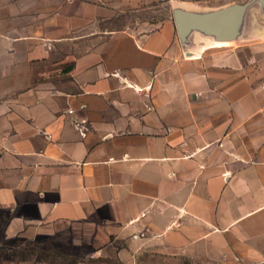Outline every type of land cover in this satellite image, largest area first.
<instances>
[{
    "label": "crops",
    "instance_id": "1",
    "mask_svg": "<svg viewBox=\"0 0 264 264\" xmlns=\"http://www.w3.org/2000/svg\"><path fill=\"white\" fill-rule=\"evenodd\" d=\"M159 1L0 0V246L264 264V47L114 26Z\"/></svg>",
    "mask_w": 264,
    "mask_h": 264
},
{
    "label": "water",
    "instance_id": "2",
    "mask_svg": "<svg viewBox=\"0 0 264 264\" xmlns=\"http://www.w3.org/2000/svg\"><path fill=\"white\" fill-rule=\"evenodd\" d=\"M174 28L185 56L193 57L195 50L212 47H230L258 42L264 39V0H246L222 7L195 11L186 7L172 9Z\"/></svg>",
    "mask_w": 264,
    "mask_h": 264
},
{
    "label": "rangeland",
    "instance_id": "3",
    "mask_svg": "<svg viewBox=\"0 0 264 264\" xmlns=\"http://www.w3.org/2000/svg\"><path fill=\"white\" fill-rule=\"evenodd\" d=\"M231 2L242 4L246 2V0H160L159 2H154L151 4L144 3L143 6H139L142 8V10L136 12H129L127 14V17L123 16L122 21L119 20V22H115L114 26L120 24L121 22L124 23L126 19L127 21L144 20L150 22V25L144 26L143 29L141 28V30H160L166 32L168 26L171 28L173 26L172 9L174 7H189V4L210 7L220 4H231ZM258 34H264V31L259 30ZM259 42V45L264 47V39L260 40ZM238 46L240 47L243 45H237L235 47ZM260 71L263 72L260 75V79L263 80L264 70L260 69ZM40 260H45L50 263L61 264H73L76 262H82L84 264H120L114 259V256L113 258H111V260H109L108 263H106V260L103 258L99 261L91 259L90 253L88 252H77L68 254L50 251L46 252L32 247H26L25 244H20L14 241H5L0 246V264H38L37 261Z\"/></svg>",
    "mask_w": 264,
    "mask_h": 264
},
{
    "label": "bare ground",
    "instance_id": "4",
    "mask_svg": "<svg viewBox=\"0 0 264 264\" xmlns=\"http://www.w3.org/2000/svg\"><path fill=\"white\" fill-rule=\"evenodd\" d=\"M218 46H221V44H218V43H212V47H218Z\"/></svg>",
    "mask_w": 264,
    "mask_h": 264
},
{
    "label": "built area",
    "instance_id": "5",
    "mask_svg": "<svg viewBox=\"0 0 264 264\" xmlns=\"http://www.w3.org/2000/svg\"><path fill=\"white\" fill-rule=\"evenodd\" d=\"M262 88H264V87H262Z\"/></svg>",
    "mask_w": 264,
    "mask_h": 264
}]
</instances>
